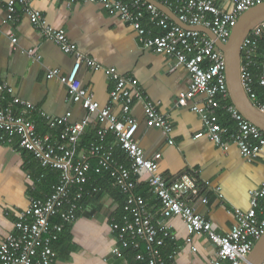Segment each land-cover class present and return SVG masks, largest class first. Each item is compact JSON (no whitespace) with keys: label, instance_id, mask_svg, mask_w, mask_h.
Returning a JSON list of instances; mask_svg holds the SVG:
<instances>
[{"label":"built area","instance_id":"built-area-1","mask_svg":"<svg viewBox=\"0 0 264 264\" xmlns=\"http://www.w3.org/2000/svg\"><path fill=\"white\" fill-rule=\"evenodd\" d=\"M61 1L100 6L109 16H118L123 23L132 27L143 49L171 59L173 69L179 66L185 68L189 77L188 87L179 93L177 104L188 108L200 119L202 129L194 139L205 137L216 147L233 144L247 161L259 156L264 149V132L245 120L232 104L225 103L229 96L224 57L221 52L215 51L213 41L206 34L181 28L144 0ZM155 1L169 8L186 26L209 29L223 44L228 41L238 17L264 2L233 0L232 9L225 11L212 0ZM17 5L22 7L30 24L43 39L52 41L64 53L74 55L77 62L84 63L90 69L103 68L76 51L69 43L66 32L49 26L41 12L32 8L26 0L6 2L7 23L17 20ZM150 25L160 29L161 33H153ZM263 33L264 22L254 27L241 44V84L252 102L256 96L250 68ZM8 35H11V43L16 44L17 39L10 33ZM27 53L40 59L34 50ZM103 70L113 84L109 101L104 106L74 76H62L52 70L47 72L48 79L57 80L65 86L73 103L79 104L88 116L95 117L98 140L83 148L79 155L76 151L85 134L87 119L72 123L69 112L62 117H53L30 102L16 98L11 99L10 107H0V143L16 146L30 154L42 171L59 173L57 182L51 186L48 194L40 197L27 195V207L16 215L13 232L0 242V264H54L56 253L52 245L65 228L77 220L82 200L97 192L95 188L84 189L91 174H107L112 186L124 199L120 221L115 218L111 221L110 227L116 239L115 246L109 250L112 258L123 260V264L173 262L175 251L167 261L161 253L165 241L173 240L170 228L156 222L145 198L135 193L138 180L143 178L148 191L157 200L160 219L179 218L185 225V244L191 247L192 253L196 252V248L192 247L194 236L202 235L215 249V255L206 264H242L264 235V210L258 208V202L264 199V185L250 193V208L246 212L233 211L235 221L231 231L228 234L218 233L205 217L195 213L187 203L190 196L199 194L194 180L188 175L174 181L166 180L158 173L162 154L146 157L135 139L138 123L130 114L133 103H142L146 128L159 130L168 139L167 144L173 145L170 138L173 127L168 117L160 113L145 96L137 80L120 75L114 68ZM258 82L264 87V76ZM0 93L2 102L5 100L4 93L10 94L11 91L0 84ZM198 97L202 103L195 102ZM256 107L264 113V103ZM18 108H23L26 114L18 113ZM217 110H223L229 116L232 127L220 124L215 114ZM35 116L42 120L48 130L41 136L37 133ZM116 148L122 152L125 161L115 158ZM32 187V193H36V185ZM258 211L261 215H258ZM260 264H264V258Z\"/></svg>","mask_w":264,"mask_h":264},{"label":"crops","instance_id":"crops-1","mask_svg":"<svg viewBox=\"0 0 264 264\" xmlns=\"http://www.w3.org/2000/svg\"><path fill=\"white\" fill-rule=\"evenodd\" d=\"M7 1L0 0V84L10 89L11 93H4L5 100L0 102V107H10L9 102L16 98L30 102L53 117H62L69 112L72 123L87 119L81 139L85 149L93 141L90 138L94 137L98 127L95 117L88 116L79 104L73 103L65 86L57 80L48 79L47 72L52 70L62 76H74L82 87L93 93L101 106L108 103L109 92L113 88L103 68H114L120 75L137 80L141 91L160 113L168 117L173 127L170 136L173 145H169L168 139L159 130L146 128L142 103H133L130 114L138 123L135 139L145 156L162 154L158 173L168 181L182 175L191 177L199 194L190 196L187 203L195 213L205 217L218 233L228 234L235 221L233 211L246 212L250 208V193L264 185V149L256 159L247 161L233 144L216 147L205 137L194 139L202 129L200 119L188 108L177 104L179 93L188 87L187 71L181 66L173 69L171 59L143 49L135 30L118 16H109L100 6L93 4L26 0L32 8L41 12L49 26L66 32L69 43L76 51L103 67L95 70L77 62L74 55L64 53L52 41L43 39L20 5L16 6L17 20L7 23ZM212 1L225 11L233 7V0ZM150 28L153 33H161L152 25ZM9 33L17 39L16 44L11 43ZM29 50H34L40 59L30 57ZM253 65L252 74L257 75L253 82L256 96L253 104L258 106L264 103V95L256 93V88H264L258 82L264 76V33ZM195 102L202 103V100L198 97ZM17 110L26 114L23 108ZM115 111L118 112V109L115 108ZM226 116V113L223 114V117ZM34 120L39 125L41 119L35 116ZM44 130L41 126L40 132ZM81 150L78 149L76 154L79 155ZM36 174V163L30 154L16 146L0 143V242L13 232L16 215L27 207V195L34 194L32 186L37 184ZM101 188L103 190L99 191ZM95 189L97 192L82 202L77 220L65 228L60 242L54 246V264L124 263L109 255V250L116 244L111 221L114 218L120 221L124 199H119L112 187L108 188L105 184L99 183ZM135 193L145 198L149 211L156 217L155 221L170 228L173 240L165 241L161 248L166 261L173 251L176 254L172 264H206L215 255L214 247L202 235L194 236L192 247L196 248V252H191V247L185 244V225L179 218L160 219L157 200L148 191L143 178L138 180ZM258 208L264 210V199L258 202ZM258 215H261L260 211Z\"/></svg>","mask_w":264,"mask_h":264},{"label":"water","instance_id":"water-1","mask_svg":"<svg viewBox=\"0 0 264 264\" xmlns=\"http://www.w3.org/2000/svg\"><path fill=\"white\" fill-rule=\"evenodd\" d=\"M154 5L176 25L186 30L198 31L206 34L213 41L215 51L221 52L225 61V77L228 96L231 104L242 117L264 132V113L260 112L248 98L241 84V44L248 33L257 25L264 22V2L255 5L242 13L232 29L228 41L223 44L216 36L205 28H190L183 24L179 18L168 8L155 0H144ZM264 258V235L255 244L247 259L242 264H260Z\"/></svg>","mask_w":264,"mask_h":264},{"label":"trees","instance_id":"trees-1","mask_svg":"<svg viewBox=\"0 0 264 264\" xmlns=\"http://www.w3.org/2000/svg\"><path fill=\"white\" fill-rule=\"evenodd\" d=\"M256 53L252 57L253 64L255 62ZM253 64H251V68H250L251 74H252V68L254 66ZM258 75H260V73ZM252 76H253V74H252ZM256 78H257V75L256 76H253V81ZM253 89H255V87H253ZM256 93H257V95H260L261 94L263 96L264 95V88H262V89L260 87L258 89L256 88ZM226 104H231V102H230L229 99L227 100ZM221 112H223V111H218L217 110L215 112V114L217 115V117L219 119L220 124H222V126L232 127L233 123L230 121L229 116L226 114L228 117L227 116L226 117H223V114H225V113L224 112L221 113ZM27 118L30 119L29 117H27ZM40 125L45 129L43 132H40V127H41ZM46 132H48V130L46 129V127L43 124L42 120H40L39 121V125L37 124V133L41 136V135L45 134ZM94 132H95L94 137L92 135L90 139H92L93 141H96V140H98V138H97V135H96V131H94ZM84 146L85 145H83L82 143H80L79 149H81V148L83 149ZM115 158L117 160H120V161H125L124 155L122 154V152L120 150H118V148H116V150H115ZM35 163H36V172H37V174H36V176H34V178H35L36 182H37V179L40 178L41 176H42V178H40V181L37 182V184H36V191H35L36 193H34L33 195L36 196V197H40V196L45 195V194H48L50 192L51 186L53 184H55L57 182V180H58V174L59 173L57 171H42L39 168L37 162H35ZM30 174L32 175V172H30ZM99 183L105 184L108 188H111L112 187V189L114 190V192L118 195L119 199L120 198L123 199V196L120 194V192H118L111 185L112 184V181H111V179L109 178V176L107 174H102V175H94V174H91V179H90L89 183L86 186H84V189L90 190L92 188H95V186H97V184H99ZM102 190H103V188H101V190H99V191H102ZM83 201L84 200H82V202ZM63 234L60 235L58 241L55 242L52 245L53 250H54V246H56V244H58V242H60V238L63 236ZM55 249H56V247H55Z\"/></svg>","mask_w":264,"mask_h":264}]
</instances>
